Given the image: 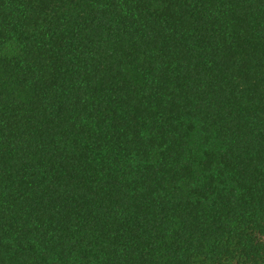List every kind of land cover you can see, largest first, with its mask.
<instances>
[{"label": "trees", "instance_id": "16d2710c", "mask_svg": "<svg viewBox=\"0 0 264 264\" xmlns=\"http://www.w3.org/2000/svg\"><path fill=\"white\" fill-rule=\"evenodd\" d=\"M0 264H264V0H0Z\"/></svg>", "mask_w": 264, "mask_h": 264}]
</instances>
